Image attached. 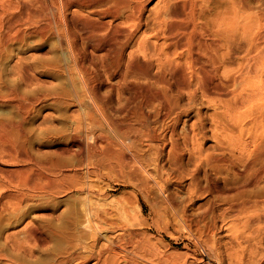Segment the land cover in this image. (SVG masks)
Returning <instances> with one entry per match:
<instances>
[{
	"label": "bare ground",
	"instance_id": "6f19581e",
	"mask_svg": "<svg viewBox=\"0 0 264 264\" xmlns=\"http://www.w3.org/2000/svg\"><path fill=\"white\" fill-rule=\"evenodd\" d=\"M23 1H16L17 13L7 15L6 19L2 15L9 12V8L5 9L4 1L1 5L0 49L5 37L17 34L22 22L32 16L33 1ZM45 1L62 17H67L66 10L71 6L88 10L83 21L74 22L78 35L68 25L61 26L71 85L60 96L73 105L75 115H72L74 120L71 119L75 122L70 127L66 144L57 146L54 152L75 156L76 162L65 168L62 160L54 159L57 156L45 162L38 161L37 170L33 169L34 178L30 175V179H19L13 175L9 179L13 187L11 192L4 191L5 183L0 179V199L6 196L18 206L31 192L42 195L73 190L84 195L79 205L82 220L75 222L88 228L84 241L79 243L77 235L64 234L69 248L52 264H89L90 260H93L91 264H152L151 246L143 229L148 227V222L132 215L126 202L99 201L111 187L99 179L104 175L121 177L118 178L121 183L134 188L135 202L139 203V194L149 191L158 204L166 200L173 204L171 195L163 196L161 192L162 171L158 158L168 143L174 161L179 162L181 150L175 137V125L183 115H188L186 108L180 105L179 95L187 93L193 97L199 93L211 103H223L224 112L242 109L237 125L242 134L240 146L245 158L240 169L247 184L256 186L264 181V22L238 44L235 52L231 43L236 34L231 31L243 36L244 17H236L237 11L232 17L225 12L213 19L201 20L196 12L201 0H186L191 7V11L187 9L189 12L181 9L186 2L158 0L162 4L155 8L154 25L140 37L136 34V38L135 32L142 25L148 0ZM238 3L243 6V1ZM233 17H236V30H229ZM119 19L122 20L113 24ZM77 36L83 41V51L76 44ZM133 40L134 45L129 46ZM235 53H238L237 64L229 68ZM140 54L148 56V60L140 59ZM113 94L119 97L117 101L122 99L115 110L111 107ZM4 122L0 124V156L9 153V147L6 149L1 142H13V125L11 121L10 126ZM187 130L185 138L198 141L195 133L190 135ZM12 150L10 152L14 153ZM14 170V167L10 170L0 167V175ZM54 175L61 177L55 179ZM215 192L220 191L215 188ZM240 205V209H245L243 213L246 210L258 212L257 216L247 217L244 226L247 222L264 221V201L249 199ZM200 227L197 225L199 232ZM108 232L114 233L107 235ZM100 239L104 242L98 244ZM204 242L210 243L208 236ZM251 256L254 258L251 264H264V249L252 252Z\"/></svg>",
	"mask_w": 264,
	"mask_h": 264
},
{
	"label": "rangeland",
	"instance_id": "374dc122",
	"mask_svg": "<svg viewBox=\"0 0 264 264\" xmlns=\"http://www.w3.org/2000/svg\"><path fill=\"white\" fill-rule=\"evenodd\" d=\"M6 1L0 2V8L1 5L6 6V10L9 8L8 14L2 15L3 19L17 13L14 6L23 0H10L11 7ZM30 1L34 3L35 9L31 16L34 18L22 22L24 26L19 27L17 34L6 36L0 49V124L5 121L8 122L6 125H13V142H1L6 149H10H7L9 153L0 156V167H6L7 170L15 168L13 172L5 173V176L0 175L6 192L12 191L13 187L8 181L13 175L19 179L29 178L30 175L31 179L34 178L38 161L45 162L57 156L54 159L62 160L65 168L76 162L75 156L54 152L57 146L66 144L70 127L75 122L72 117L75 115L73 105L60 96L71 85L70 74L66 69L68 52L63 43L61 26L68 25L78 35L74 22L83 21L88 10L71 6L66 10L67 17H62L57 10L49 8L45 0L23 2ZM239 1L201 0L196 7L201 20L213 19L225 12L232 17L237 11L236 17H244L243 36L242 33L231 31L236 34L235 41L231 43L235 52L238 51V44L244 42L264 22V0H241L242 7ZM179 2H186L184 5L180 3L181 9L191 11L186 0ZM145 4L142 25L135 32V38L152 28L155 8L162 2L148 0ZM236 17H233L229 30H236ZM60 19L65 22L62 24ZM76 44L83 51V41L78 36ZM131 45H134V40L130 42ZM237 54L230 59L229 68L236 66ZM139 58L148 60V56L142 54ZM114 94L111 102L113 110L122 102L121 98L117 101L119 97ZM9 96L14 97L13 100ZM179 102L188 112L175 125V137L181 150L180 160L174 161L168 143L158 158L162 171L159 180L163 184L161 192L163 196L169 193L173 204L167 200L158 204L149 191L138 193L139 203L135 202L132 197L134 188L121 183L122 180L118 179L121 177H116L117 180L108 175L102 176L99 181L111 187L98 200L113 204L126 202L132 215L146 219L148 227L143 229L151 246L152 264H251L254 259L251 253L264 249V221L253 224L247 222V226H244L247 217L257 216L258 212L246 210L243 213L245 209L239 207L249 199L264 201V181L256 186L249 185L240 169L245 158L240 146L242 134L237 125L242 109L224 112L223 103H211L199 93L193 97L182 93ZM191 123L194 126H190ZM185 127H189V130ZM162 129H165L167 138L166 128ZM186 130L190 135L195 133L198 141L185 138ZM56 176L55 179L61 177ZM215 188L220 192L216 193ZM238 189L244 192H237ZM61 192L42 195L31 192L18 206L2 196L0 264H52L69 248L64 234L77 235L79 243L84 241L88 228L75 223L82 220L79 205L84 195H78L73 190ZM196 221L198 224H195ZM197 225L201 226V232ZM33 230L34 236L30 234ZM108 233L112 235L114 232ZM37 236H40L39 239ZM205 236L209 237L210 243L204 242ZM100 242L103 243L104 239H100L98 244ZM92 262L90 260L89 264Z\"/></svg>",
	"mask_w": 264,
	"mask_h": 264
}]
</instances>
